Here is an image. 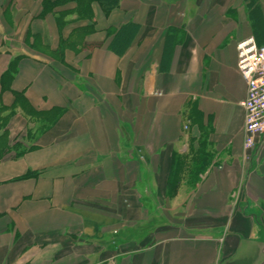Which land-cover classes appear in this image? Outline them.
Returning <instances> with one entry per match:
<instances>
[{
	"label": "crops",
	"instance_id": "1",
	"mask_svg": "<svg viewBox=\"0 0 264 264\" xmlns=\"http://www.w3.org/2000/svg\"><path fill=\"white\" fill-rule=\"evenodd\" d=\"M80 7L0 0V264H264V0Z\"/></svg>",
	"mask_w": 264,
	"mask_h": 264
},
{
	"label": "built area",
	"instance_id": "2",
	"mask_svg": "<svg viewBox=\"0 0 264 264\" xmlns=\"http://www.w3.org/2000/svg\"><path fill=\"white\" fill-rule=\"evenodd\" d=\"M237 71L247 84L244 109L243 148L251 149L264 134V46H258L253 37L236 45Z\"/></svg>",
	"mask_w": 264,
	"mask_h": 264
},
{
	"label": "trees",
	"instance_id": "3",
	"mask_svg": "<svg viewBox=\"0 0 264 264\" xmlns=\"http://www.w3.org/2000/svg\"><path fill=\"white\" fill-rule=\"evenodd\" d=\"M68 1L76 2V4H78V6H81L79 12L82 16H89L87 9L89 8V4L91 2L95 1L98 4H100V7L102 8V11L104 12V14H107L109 11H111L113 8H115L119 2V0H54V3L63 4V3H66ZM122 33L124 34V37H125L126 36L125 34H128V31L125 30V31L120 32L119 34L116 35V40H115L114 46L117 47V46H119V44H122L123 41H127V39L125 40L124 38H122V40L120 39V37H121L120 34H122ZM114 50H116V48H114ZM16 155H18V154L16 153Z\"/></svg>",
	"mask_w": 264,
	"mask_h": 264
},
{
	"label": "rangeland",
	"instance_id": "4",
	"mask_svg": "<svg viewBox=\"0 0 264 264\" xmlns=\"http://www.w3.org/2000/svg\"><path fill=\"white\" fill-rule=\"evenodd\" d=\"M2 141H0V143H3L4 144V140L3 139H1Z\"/></svg>",
	"mask_w": 264,
	"mask_h": 264
}]
</instances>
